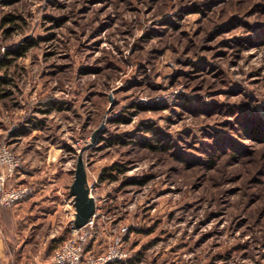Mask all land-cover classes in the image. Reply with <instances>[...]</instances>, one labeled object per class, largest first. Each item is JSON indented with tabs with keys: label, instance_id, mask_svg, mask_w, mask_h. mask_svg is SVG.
I'll list each match as a JSON object with an SVG mask.
<instances>
[{
	"label": "rangeland",
	"instance_id": "rangeland-1",
	"mask_svg": "<svg viewBox=\"0 0 264 264\" xmlns=\"http://www.w3.org/2000/svg\"><path fill=\"white\" fill-rule=\"evenodd\" d=\"M26 46L0 125L82 155L121 264H264V0H0V65Z\"/></svg>",
	"mask_w": 264,
	"mask_h": 264
},
{
	"label": "crops",
	"instance_id": "crops-1",
	"mask_svg": "<svg viewBox=\"0 0 264 264\" xmlns=\"http://www.w3.org/2000/svg\"><path fill=\"white\" fill-rule=\"evenodd\" d=\"M3 127L0 125V147L10 143L26 168L17 172L9 184L30 185L34 193L10 209H0V264H51L54 247L68 233V220L59 215L62 207H67L65 194L72 184L65 182L66 172H56L53 167L50 146L31 140L30 131L36 133L38 128L32 121L22 119L18 129L9 131ZM100 239L91 247L96 254L106 248V239L104 244Z\"/></svg>",
	"mask_w": 264,
	"mask_h": 264
},
{
	"label": "built area",
	"instance_id": "built-area-1",
	"mask_svg": "<svg viewBox=\"0 0 264 264\" xmlns=\"http://www.w3.org/2000/svg\"><path fill=\"white\" fill-rule=\"evenodd\" d=\"M25 169L23 159L8 145L0 147V207L12 208L34 193L30 185L9 184L17 172ZM94 200L95 211L82 227L75 224L76 211L73 208L68 234L53 250L51 264H121L131 258V251L127 247L130 228L113 226L115 218L109 209L114 206V200L109 196L101 198L100 202L96 198ZM71 205H74L73 201H70ZM100 237H106V248L96 254L91 247Z\"/></svg>",
	"mask_w": 264,
	"mask_h": 264
},
{
	"label": "water",
	"instance_id": "water-1",
	"mask_svg": "<svg viewBox=\"0 0 264 264\" xmlns=\"http://www.w3.org/2000/svg\"><path fill=\"white\" fill-rule=\"evenodd\" d=\"M101 125L100 129H102ZM100 129L96 130L92 135V143L96 142V136ZM91 145H87L82 149V152L87 150ZM71 196L74 198V207L76 211L75 224L77 227H82L91 218L95 211V200L90 195V189L88 185V175L86 166L82 155L78 157L77 169L75 172V178L70 186Z\"/></svg>",
	"mask_w": 264,
	"mask_h": 264
},
{
	"label": "trees",
	"instance_id": "trees-1",
	"mask_svg": "<svg viewBox=\"0 0 264 264\" xmlns=\"http://www.w3.org/2000/svg\"><path fill=\"white\" fill-rule=\"evenodd\" d=\"M30 47L31 46H26L22 49L20 48V49L9 50L7 53L8 57L5 58V62H3L0 65V72L3 71L4 69L8 68L9 66H11L13 64L14 60H16L20 57H23L26 54V52L30 49ZM9 85H11V80H9L5 77H0V101L9 96L10 93L6 89V87H8ZM107 175H109L110 178H113L112 174H107ZM104 178L105 177H103V179ZM0 209H10V208L0 207ZM104 250L105 249H103L98 254L102 253Z\"/></svg>",
	"mask_w": 264,
	"mask_h": 264
}]
</instances>
